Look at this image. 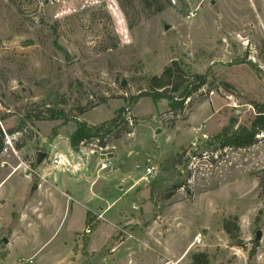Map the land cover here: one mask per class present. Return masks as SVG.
Segmentation results:
<instances>
[{
  "label": "rangeland",
  "instance_id": "1",
  "mask_svg": "<svg viewBox=\"0 0 264 264\" xmlns=\"http://www.w3.org/2000/svg\"><path fill=\"white\" fill-rule=\"evenodd\" d=\"M142 1L0 0V264L30 256L34 264H191L199 253L210 264H264V133L249 149L215 142L228 127H249L256 116L251 104L264 103V0H157L161 12ZM174 60L186 71L213 74L216 86L227 83L231 92L219 85L175 114L166 100L143 97L130 106ZM122 108L132 133L115 145L121 167L132 174L159 167L155 180L119 205L144 204L129 214L142 216L143 225L120 227L114 238L109 224L86 235L85 211L71 202L45 222L47 192H33L32 185L41 180L36 174L58 172L51 169L50 144L59 136L68 157L78 121L100 124ZM119 140L104 150L81 147L106 156ZM39 153L47 158L36 166ZM67 160L64 172L74 168ZM233 217L240 228L234 240L223 228ZM198 234L203 243L193 246Z\"/></svg>",
  "mask_w": 264,
  "mask_h": 264
},
{
  "label": "trees",
  "instance_id": "2",
  "mask_svg": "<svg viewBox=\"0 0 264 264\" xmlns=\"http://www.w3.org/2000/svg\"><path fill=\"white\" fill-rule=\"evenodd\" d=\"M144 4L149 8L156 7L157 12L163 10L162 7L157 5V0H143ZM248 65L255 70L259 75L257 66L252 62H248ZM213 74H198L186 71L179 61H172L171 64L166 67L160 76H154L149 80L148 89L141 92L137 96H133L130 99L129 105H135L141 98L148 97L153 102H159L161 100L168 101L169 110L172 113H180L185 109V105L191 102L194 96H198L202 93L213 92L219 87H223L227 91L231 92V86L227 83H220L216 86V80ZM233 93V92H232ZM252 108L256 111L255 118L250 122V126H239L236 130L233 127H228L215 138V142L221 146V148L242 150L249 149L258 143V136L264 133V103H252ZM86 110H81V114H84ZM26 120H44L42 114L31 116L25 115ZM51 119H62L60 114H54ZM234 123V122H233ZM13 133V131H11ZM132 128H130L129 120L126 118L125 109H119L116 111L115 116L108 121L97 125H91L87 122L78 121L77 127L74 133L70 137L71 147L78 149L81 146L93 145L104 149L107 148L111 141H117L121 139L123 135H130ZM4 133L0 128V154L4 150ZM20 148V146H18ZM86 227L96 229L100 226V221L92 213L88 212L86 215ZM224 231L230 236L231 239H237L240 235V228L238 225V218L233 217L224 222ZM242 246L241 242L237 244ZM87 246V242L84 243ZM256 246L254 250L250 252V257L255 255ZM191 264H210L209 256L205 253H199L192 256Z\"/></svg>",
  "mask_w": 264,
  "mask_h": 264
},
{
  "label": "crops",
  "instance_id": "3",
  "mask_svg": "<svg viewBox=\"0 0 264 264\" xmlns=\"http://www.w3.org/2000/svg\"><path fill=\"white\" fill-rule=\"evenodd\" d=\"M199 124L200 123H197L196 125L190 124L188 126V136H194V133H196L195 128H197ZM58 138L59 136L54 139V141L50 144V148L53 149V153L61 154L66 157V155L59 149L60 145L57 143ZM124 139L125 138L119 140L118 142H115V144H113V147L111 148L112 152H109L106 156H96L94 152L95 150H89L91 152L90 155L96 156V159L92 158L91 156L89 158L85 156L87 155V153L85 152L88 151L85 147L74 149L71 147V144L69 142V145L66 149L68 157L66 158L69 159V161H71L74 166V168L71 167V171L64 172V167H55L51 165V169L58 172H53V174H36V176L41 180L39 183H36L38 185V188L35 192H47V202L49 203L48 209L50 208L49 210H51V213L48 215V218L45 220V222H47L48 220L50 221L52 218L58 219L56 217L59 216V213L62 210L66 211L68 203L71 202L73 205H77L78 208L83 209L86 215L89 211L92 212L100 221L99 227L105 224H109L110 226L115 228L116 235H113V238L119 235L118 231L120 227H124L125 225L131 223L143 225L142 220L140 219L142 216L136 220L129 217V214H131V211L133 212L136 207H144V204L141 203L140 205H136L135 202H133L131 203V209H129L128 206L119 207L120 203L125 201V199H127L130 194H133L136 191L140 192V188L138 185L143 183L141 181V178L144 175V171L142 174H132L129 172L128 168H124V171L121 167L125 166V163H123L125 161L118 156L115 145L118 143H122ZM132 154L133 153L131 151L128 152L127 158L132 156ZM109 158L111 159L110 167H107L105 169L101 168V170H99L100 165H102L104 161ZM92 160L94 161L93 164L95 165V170L91 169ZM117 164L119 165L117 166ZM147 166L149 165H146L145 168ZM137 168H139V166ZM99 183H102V185H100L102 186V188L96 190L95 187H97ZM92 201L95 202L94 205H88V203ZM133 208L134 210H132ZM86 215L84 224L86 222ZM23 225L24 224H22L21 226L26 227V225ZM142 229L143 231L140 232V235L144 238L145 235L149 234L150 226H147L146 228L143 227ZM16 232H20V230H14V238V234ZM13 243L14 242H12V244ZM12 248L13 247L11 245V247L9 246L6 250L8 252L6 258L7 260L12 254ZM25 248H30V245H27ZM40 252L41 251H38L37 255L40 254ZM27 258H32V256ZM27 258L22 257V259ZM41 258L42 257H40V259Z\"/></svg>",
  "mask_w": 264,
  "mask_h": 264
},
{
  "label": "built area",
  "instance_id": "4",
  "mask_svg": "<svg viewBox=\"0 0 264 264\" xmlns=\"http://www.w3.org/2000/svg\"><path fill=\"white\" fill-rule=\"evenodd\" d=\"M173 4H175V1L172 2ZM102 150V148H100ZM49 161L51 162V164L55 167H64L68 164V160L66 159V157L64 155L61 154H55L53 157L49 158ZM111 164L110 161H108L106 164H102L101 168L105 169L107 168L109 165ZM158 166L156 165H152V166H147L144 169V175L141 178V181L144 183H150V180H155L157 175H158ZM84 233L86 235H91L92 231L91 228L88 227ZM203 243V238L201 234H198L195 238H194V242H193V246H200ZM34 258H27V259H21L18 263L15 264H34Z\"/></svg>",
  "mask_w": 264,
  "mask_h": 264
},
{
  "label": "water",
  "instance_id": "5",
  "mask_svg": "<svg viewBox=\"0 0 264 264\" xmlns=\"http://www.w3.org/2000/svg\"><path fill=\"white\" fill-rule=\"evenodd\" d=\"M163 28H164V30H168L169 29V27L166 26V25H164ZM122 86L123 87L125 86V83L124 82H122ZM46 158H47V154H45V153H39L38 156H37L36 166H40L45 161ZM37 188H38V185L37 184L33 185L32 191L33 192L36 191ZM260 240H261V233L260 232H257L256 237H255V242L257 243ZM7 243H8V241L6 239H4V244H7Z\"/></svg>",
  "mask_w": 264,
  "mask_h": 264
}]
</instances>
